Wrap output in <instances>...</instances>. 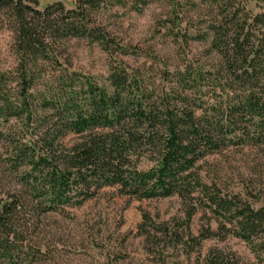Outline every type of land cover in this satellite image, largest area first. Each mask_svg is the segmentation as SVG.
<instances>
[{
  "label": "trees",
  "instance_id": "16d2710c",
  "mask_svg": "<svg viewBox=\"0 0 264 264\" xmlns=\"http://www.w3.org/2000/svg\"><path fill=\"white\" fill-rule=\"evenodd\" d=\"M159 1L158 31L183 57L169 69L155 58L131 68L122 58L140 55L96 23L153 0H0L13 56L0 64V264H33L26 251L41 217L106 187L137 200L176 196L187 220L203 200L219 228L189 236L191 249L231 234L264 259V208L210 194L198 172L224 149L264 144V0ZM191 11L203 21L197 30L183 26ZM71 39L107 55L105 77L63 67ZM188 41L205 46L200 58L185 55ZM69 135L77 140L66 147ZM232 257L212 250L201 264H237Z\"/></svg>",
  "mask_w": 264,
  "mask_h": 264
},
{
  "label": "rangeland",
  "instance_id": "374dc122",
  "mask_svg": "<svg viewBox=\"0 0 264 264\" xmlns=\"http://www.w3.org/2000/svg\"><path fill=\"white\" fill-rule=\"evenodd\" d=\"M38 1L40 6L59 1L67 8L73 7L74 2ZM182 3L185 8L191 7ZM161 6L159 0H153L141 13L128 6L112 8L96 20L120 46H127L140 55L122 58L131 68L140 67L146 61L149 64L155 58L163 62L158 68L166 65L169 69L183 58L164 31H158L157 22L163 15ZM194 14L191 11L188 18ZM201 23V18L193 16L183 26L190 30L197 27V30ZM10 44V34L0 27L2 66H11L13 62ZM204 47L193 41L187 45L183 42L189 58H200ZM61 62L64 68L98 80L106 76L109 63L107 55L96 44L83 39L65 43ZM76 140V136L69 135L63 143L70 147ZM198 172L210 194L264 208V144L224 149L201 161ZM202 201L187 220L184 205L176 196L137 200L119 195L116 188L106 187L81 207H65L42 216L26 254L33 264H201L210 251L218 250L225 256L232 254L237 264H264L262 256H255L244 241L231 234L222 240L217 237L203 240L191 249L189 236L198 237L206 229L218 232L219 228L216 215ZM144 213L150 222L144 221ZM162 225L168 235L157 229ZM175 233L180 236L179 241L174 240Z\"/></svg>",
  "mask_w": 264,
  "mask_h": 264
}]
</instances>
